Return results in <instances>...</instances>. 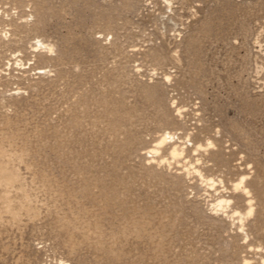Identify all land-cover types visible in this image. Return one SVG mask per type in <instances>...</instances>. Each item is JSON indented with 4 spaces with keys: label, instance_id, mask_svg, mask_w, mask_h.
Listing matches in <instances>:
<instances>
[{
    "label": "rangeland",
    "instance_id": "1",
    "mask_svg": "<svg viewBox=\"0 0 264 264\" xmlns=\"http://www.w3.org/2000/svg\"><path fill=\"white\" fill-rule=\"evenodd\" d=\"M0 169V264H264V0H0Z\"/></svg>",
    "mask_w": 264,
    "mask_h": 264
},
{
    "label": "bare ground",
    "instance_id": "2",
    "mask_svg": "<svg viewBox=\"0 0 264 264\" xmlns=\"http://www.w3.org/2000/svg\"><path fill=\"white\" fill-rule=\"evenodd\" d=\"M17 180H18L17 176H15L13 173L6 172L5 170L0 169V186L1 187L5 188V189H8L13 184H15L17 182ZM239 183H241V181H239ZM7 202H8V199H7ZM221 203H222V201L221 202H218L217 203V207H219ZM8 207L9 206H7V208ZM22 207L24 208V205H22Z\"/></svg>",
    "mask_w": 264,
    "mask_h": 264
}]
</instances>
